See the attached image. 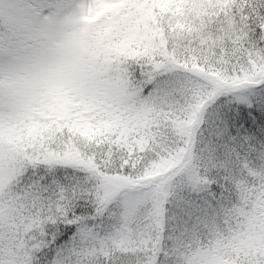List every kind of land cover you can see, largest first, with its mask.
Segmentation results:
<instances>
[{
	"label": "snow or ice",
	"instance_id": "1",
	"mask_svg": "<svg viewBox=\"0 0 264 264\" xmlns=\"http://www.w3.org/2000/svg\"><path fill=\"white\" fill-rule=\"evenodd\" d=\"M0 264H264V0H0Z\"/></svg>",
	"mask_w": 264,
	"mask_h": 264
}]
</instances>
